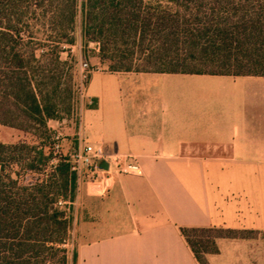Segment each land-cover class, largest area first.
I'll return each instance as SVG.
<instances>
[{"label": "crops", "instance_id": "0c3cea01", "mask_svg": "<svg viewBox=\"0 0 264 264\" xmlns=\"http://www.w3.org/2000/svg\"><path fill=\"white\" fill-rule=\"evenodd\" d=\"M92 61L102 71L89 76L74 142L101 146L140 174L111 172L90 191L81 184L77 264H198L179 228L252 233L217 239L206 261L257 264L264 77L111 73L96 49ZM97 75L112 80L92 82Z\"/></svg>", "mask_w": 264, "mask_h": 264}, {"label": "trees", "instance_id": "16d2710c", "mask_svg": "<svg viewBox=\"0 0 264 264\" xmlns=\"http://www.w3.org/2000/svg\"><path fill=\"white\" fill-rule=\"evenodd\" d=\"M77 18L83 45L111 73L264 77V0H0V126L37 141L0 143V264H77V177L62 156L46 174L44 145L48 121L71 110L60 54L74 44ZM179 233L198 264L218 253L217 239L240 237Z\"/></svg>", "mask_w": 264, "mask_h": 264}, {"label": "built area", "instance_id": "2783aa9c", "mask_svg": "<svg viewBox=\"0 0 264 264\" xmlns=\"http://www.w3.org/2000/svg\"><path fill=\"white\" fill-rule=\"evenodd\" d=\"M101 71L102 70L99 67H92L81 55L78 57L75 81L71 94V110L69 116L65 119H60V121H53V123L59 127V131L47 125L52 132L51 149L53 154L59 153L60 141L62 138L60 127L65 123L70 124V130H74L75 128L80 129L82 126V107L83 103L86 101V85L89 76L92 73H99ZM48 122L50 123L51 120ZM67 158L70 162V171L75 173L77 177V194L79 193L80 186L84 180H86L85 182L87 185H95L97 181H104L107 179L111 172H123L133 175L140 174V169L137 164H127L122 157L116 154H107L101 146L78 145ZM100 160H104L108 164L107 171L104 172L97 169V162ZM105 186L106 185L104 184V187ZM58 205L63 206L64 203L60 201L58 202Z\"/></svg>", "mask_w": 264, "mask_h": 264}, {"label": "rangeland", "instance_id": "374dc122", "mask_svg": "<svg viewBox=\"0 0 264 264\" xmlns=\"http://www.w3.org/2000/svg\"><path fill=\"white\" fill-rule=\"evenodd\" d=\"M73 38H74V44L70 45V46H67V45L64 46L63 52L60 54L61 60L67 63L66 73H67V76L70 78L71 94H72V88H73L74 81H75V72L77 70L78 57L81 55L90 63V65H91V63H93V61H92V58H93L92 50L89 47L84 46L82 43V40H81L79 18H77L76 23H75ZM106 67H107V65H106ZM131 79H133V78H131ZM98 80H100L102 82H108V81H111L112 78H110L108 76H101V75L93 76L92 82H96ZM120 80H123V79H120ZM90 90H92V88ZM71 98H72V95H71ZM87 106L88 105L86 104V101H85L83 103L82 108L87 107ZM68 116H69V114L63 116L62 119H65ZM51 121H57V120H51ZM59 121H60V119H59ZM49 127H52L53 129L59 131V127H57L53 122L49 124ZM48 129H50V128H48ZM60 129H61L60 132L62 134V138L60 141V149H59L58 154L57 153L53 154L52 149H51L52 145H49L48 141H46V140L44 141V145H45L47 151L49 153H51V155H52V159H51V162L49 164V168L47 170H45L46 174L51 172L52 167L57 163V158L59 155H61L62 157H68V155L77 147V144H76V142H74V138L71 134L72 132L70 130V124L65 123L62 127H60ZM35 141H36V139L34 137H32L30 134L22 136V134L18 131L0 126V143H2V144L8 145V144L24 143L26 145H36ZM14 170H15V168H14ZM29 177L30 176H28L26 178H29ZM31 177H34V176H31ZM84 181H86V180H84ZM88 186H89V191H90V185H88ZM98 191H100V189ZM91 193H94V192H91ZM95 193H97V192H95ZM72 217H73V221H72L71 231L69 233V237H70L69 247L72 245L73 248H76L79 240H78L76 232L74 233L72 229L74 228V217L76 218L75 230L77 229V225H78L77 221L79 219L78 207H76L75 209L72 210ZM214 235H215V233H210V234H201L198 236L203 237V239H206L207 237H212ZM238 235H240V237L253 236L252 233H248V232H240V233H238ZM194 236H193V239H194ZM254 236H255V234H254ZM259 236H260V246H258V248H257V254H258L257 255V257H258L257 264H264V233L260 234ZM219 264H222V263L219 262Z\"/></svg>", "mask_w": 264, "mask_h": 264}, {"label": "water", "instance_id": "95a60500", "mask_svg": "<svg viewBox=\"0 0 264 264\" xmlns=\"http://www.w3.org/2000/svg\"><path fill=\"white\" fill-rule=\"evenodd\" d=\"M97 169L99 171H107L108 170V164L104 160H100L97 162Z\"/></svg>", "mask_w": 264, "mask_h": 264}]
</instances>
